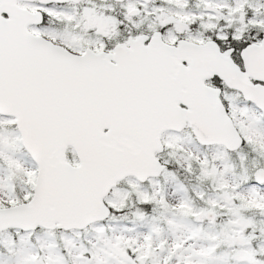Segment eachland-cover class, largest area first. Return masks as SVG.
Listing matches in <instances>:
<instances>
[{
    "label": "snow or ice",
    "instance_id": "6c2138e0",
    "mask_svg": "<svg viewBox=\"0 0 264 264\" xmlns=\"http://www.w3.org/2000/svg\"><path fill=\"white\" fill-rule=\"evenodd\" d=\"M0 264H264V0H0Z\"/></svg>",
    "mask_w": 264,
    "mask_h": 264
}]
</instances>
